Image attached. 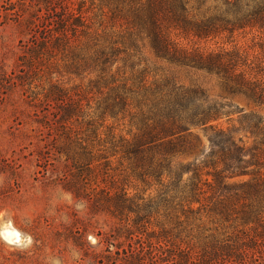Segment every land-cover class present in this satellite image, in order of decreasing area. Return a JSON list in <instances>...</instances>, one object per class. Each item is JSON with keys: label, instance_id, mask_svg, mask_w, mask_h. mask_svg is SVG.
I'll return each instance as SVG.
<instances>
[{"label": "trees", "instance_id": "16d2710c", "mask_svg": "<svg viewBox=\"0 0 264 264\" xmlns=\"http://www.w3.org/2000/svg\"><path fill=\"white\" fill-rule=\"evenodd\" d=\"M39 2L53 16L25 68L31 89L48 85L33 100L54 106L57 153L92 194L100 180L118 186L117 171L144 186L103 191L104 208L148 239V262L143 253L123 264H264V0ZM247 33L253 46L235 40ZM146 50L216 78L223 100L152 75Z\"/></svg>", "mask_w": 264, "mask_h": 264}, {"label": "rangeland", "instance_id": "374dc122", "mask_svg": "<svg viewBox=\"0 0 264 264\" xmlns=\"http://www.w3.org/2000/svg\"><path fill=\"white\" fill-rule=\"evenodd\" d=\"M39 3L0 0V264H123L125 258L143 253L148 262V252L142 249L148 250L147 237H136V229L135 237L131 236L126 221L113 216L102 203L103 191L115 194V189L125 188L134 196L141 193L143 184L131 172L117 171L121 174L118 186L100 180L92 194L73 164L56 151L54 106L33 100L34 93L48 85L37 79L29 87L25 56L32 37L47 33L50 22L46 19L53 16L47 18ZM235 40L247 46L258 42L252 33L238 34ZM216 42L201 46L213 50L218 47ZM144 55L152 75L171 77L184 86H200L210 100H223L216 78L172 66L148 50ZM231 101L250 110L243 99ZM230 126H239L238 115ZM199 135L207 149L203 132ZM158 189L154 185L146 197L156 196ZM165 213L163 209L160 220H166Z\"/></svg>", "mask_w": 264, "mask_h": 264}, {"label": "bare ground", "instance_id": "6f19581e", "mask_svg": "<svg viewBox=\"0 0 264 264\" xmlns=\"http://www.w3.org/2000/svg\"><path fill=\"white\" fill-rule=\"evenodd\" d=\"M12 231V230H11ZM7 232H9V231H7ZM6 233V232H5ZM7 234V233H6ZM15 236H16V238H18V234H17V232L15 231ZM11 237V236H10ZM12 238V237H11Z\"/></svg>", "mask_w": 264, "mask_h": 264}]
</instances>
